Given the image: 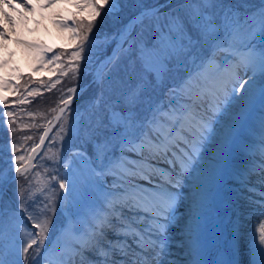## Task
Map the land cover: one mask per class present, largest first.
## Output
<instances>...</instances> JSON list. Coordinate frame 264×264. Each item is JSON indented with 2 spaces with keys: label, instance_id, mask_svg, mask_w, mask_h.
Listing matches in <instances>:
<instances>
[{
  "label": "snow or ice",
  "instance_id": "obj_1",
  "mask_svg": "<svg viewBox=\"0 0 264 264\" xmlns=\"http://www.w3.org/2000/svg\"><path fill=\"white\" fill-rule=\"evenodd\" d=\"M3 4L12 8L10 0H0V5ZM108 4L109 0H83V7L91 8L93 16L100 15L97 5ZM20 6L32 11L26 0H21ZM81 6L76 5L78 8ZM116 6L117 0H111L105 15L114 11ZM216 7L215 0H184L182 12L163 14V24L160 23L158 9L146 10L134 18L135 24L141 26L140 31H136L134 24L120 32L116 50L98 73L100 92L95 98L86 132L95 141V150L101 160L111 150L113 141H119L120 156L110 163L116 170L113 187L122 191L107 200L109 212L93 226L92 239L79 247H66L51 264H76L75 257L82 256L80 249L96 251L104 257L95 264H109V251L97 248L100 241L96 237L105 236V229L124 238L109 242L111 264H161L166 225L169 217L175 214L177 201L172 191H161L153 184L157 164L169 165L172 174L166 183L170 189L182 187L181 179L194 171L199 149L211 134V118L217 115L214 109L239 98L238 93L249 90L246 85L255 79L254 75H248L249 72L255 74L259 70L264 77V11L258 16L241 19L238 13L230 11L218 14ZM3 16L9 24L12 23L7 13ZM153 17L156 23L147 26L152 33L149 39L145 36L144 22L146 18L151 21ZM91 29L92 23H89L87 30ZM4 35L0 30V37ZM82 51L81 47L72 53L73 59H80ZM122 57L132 62V72L114 78L112 73ZM137 62L141 71L151 74L158 84L163 81L160 69L167 68L169 64L179 73L181 66L186 69L189 62H199L201 71L195 77L188 76L183 96L164 108L153 101L149 92L152 83L136 72ZM170 91L176 95L174 88ZM70 102V99L64 101L65 104ZM144 110L150 116L142 118ZM63 111L61 109V114ZM7 115L11 116V113ZM43 142L44 137L41 136L40 143ZM36 150L33 147L32 151ZM177 154L179 160L176 159ZM21 159L23 157H17V161ZM15 172L19 174L21 169L17 167ZM261 176V183H264V169ZM137 180H145L146 184L140 185L135 182ZM59 188L69 193L74 191V185L63 182L59 183ZM260 196L257 203L264 209V192H260ZM62 199L67 200L68 197ZM125 210L132 215L126 216ZM261 216H264V211H261ZM2 218L3 209H0V236L3 235ZM33 227L39 231L27 233L30 242L22 248L24 264H28L29 249H34L33 264H43L52 252L51 248L44 247L49 221L42 219ZM258 232L259 244L264 246V224L259 226ZM0 247H3L2 242ZM117 255L119 260L115 259ZM259 256V264H264V247L259 250ZM0 264H5V261L0 259ZM14 264H19V261Z\"/></svg>",
  "mask_w": 264,
  "mask_h": 264
},
{
  "label": "rangeland",
  "instance_id": "obj_2",
  "mask_svg": "<svg viewBox=\"0 0 264 264\" xmlns=\"http://www.w3.org/2000/svg\"><path fill=\"white\" fill-rule=\"evenodd\" d=\"M167 1L117 0L116 9L107 16L105 12L111 5V0H109L108 5H97L100 10L99 16H93L91 8L83 7V0H47L40 7L37 4L34 6L28 3L32 9L31 12H33V19L28 22L27 27L23 28L24 39L21 40L13 38L12 34H9L10 30L8 31L7 26L10 24H4V16L2 12L0 13L2 22L0 23V30H3L5 34L0 37V41H5V45L0 43V74H2L0 77V96L5 91H11L7 97L0 99V133L2 128L5 130L11 128L21 129L19 131L20 134L11 135L8 138L9 140L0 135V209H3V235L0 236V242H2L3 247H0V259H3L5 264H14L17 260L19 264H24L25 256L22 253V248L30 242V237L27 233H38L39 230L34 228L33 224L42 219L49 221V230L45 234L47 238L45 239L44 247L51 248V253L56 251L55 242L60 240L61 233L69 224V215L66 211L67 200L62 199V197L66 196V192L65 189L59 188V183L64 181L62 179L64 176L72 175L70 166L78 168L80 165L78 162L82 161L84 168H86L91 177V184L94 183L95 178L104 175V172L108 174V179H114L116 170L110 162L115 157L120 156L119 141H113L111 150L101 160L95 150V141L91 140L86 132L89 116L101 87L98 73L103 69L99 71L97 67L105 60V57L113 53L112 49L119 42L120 32L125 29L128 21L136 13L148 7L166 3L157 13L161 15L160 23L163 24L165 22L164 13L171 12L175 14L178 11L182 12L181 5L184 0H172L168 3ZM258 1L240 0L243 3L249 2L251 5V11L248 12L249 9L247 10L248 15L257 16L261 11H264V4ZM92 2H95V0H92ZM10 3L12 8L8 7L7 4L0 5L1 8L2 6L5 7L9 16L14 14L17 8L21 7V0H10ZM77 4L82 6L78 8L76 7ZM216 4L215 11L218 14L223 11L238 13L237 9H233L237 5L223 6L217 2ZM13 8L15 11H13ZM241 19L243 18L241 17ZM89 23H92L91 31L87 30ZM144 23L145 36L150 39L152 33L147 26L156 23L155 17L151 21L146 18ZM135 28L136 31L141 30L139 24H136ZM85 33L87 35L86 39ZM124 46L127 47L126 44ZM81 47L83 51L80 59H73L72 53ZM12 53L16 57L13 60L10 59L6 70H3V60ZM132 68V62L127 57H122L118 68L113 71L112 75L114 78L117 76L124 77L126 72H132ZM135 68L138 74H143L146 80L151 81L152 87L149 92L152 95V99L156 105H162L164 108H167L170 104H175L177 99L183 96L184 82L188 76L195 77L201 71L199 62L196 64L189 62L186 69L181 66L179 73H177L172 64H169L167 68L160 69V72L163 73V81L158 84L151 74L141 71L138 62L135 64ZM26 75H32L38 80L45 78L48 80L33 86H31L32 84L27 85V89L22 91L20 83ZM248 75H254L253 83L254 87L256 86L255 89L264 91V86H262L264 85V77L261 76L259 70L255 74L249 72ZM83 82L92 83L64 112L63 117L53 128L37 162L28 166L33 147L37 148L40 145V137H44L52 119L48 121L44 119L41 127L37 128V124H33L25 117V106L31 97L34 96L32 94L36 91L44 93L50 86L61 88L57 98H54L60 99L57 104L58 111L65 104V100L75 95L77 90L83 85ZM173 88L176 90V95H173L170 91ZM72 89H75V91H72ZM11 100L14 101L7 105V101ZM226 106H228V101L221 108L215 110L217 115L211 118L212 131L206 141L211 139L210 137L214 132V123L219 120L220 113L224 112ZM262 107L263 109L260 110L261 114L257 119L258 123L264 122V99ZM51 110L52 108L47 114ZM9 112L11 116L7 115ZM148 116H150V113L144 110L142 118ZM13 124L14 127H11ZM236 126L237 123L231 121L225 129L222 139L231 136ZM61 127H63V131H61ZM249 140L257 145V141L253 138H249ZM227 154L226 145L221 144L216 149L214 158L207 168V173L203 179L204 186H207L204 193V205L214 208L210 212V216L215 217L218 224H225L224 222H226L225 227L229 235L224 236V234H221L218 237L219 241H221L219 249L221 252L232 256L230 253L232 249H229V247L234 242L233 235H230V232H232L233 219L231 214L233 213V208L228 203L231 191L224 185L220 187V190L219 188H212L213 172L225 162ZM17 157H23V159L17 161ZM229 161L230 159L228 163H232L233 159ZM17 167L21 169L19 174L15 172ZM160 168H156L154 174L160 176L161 181H163V184L160 185V190L168 191L169 186L166 182L170 175H168L169 177H163L161 174L163 170L159 171ZM189 176L190 174H186L187 179ZM135 182L145 185V182ZM182 183L183 180L181 181L182 187L175 188L174 191L171 190L175 197H177L179 192H183L185 186ZM114 189L122 191L119 187H114ZM21 201H23V208L21 207ZM45 205L48 206L47 209ZM179 211L181 210L176 207L174 215L179 213ZM174 215L169 217L166 225L164 252L168 255L163 252L164 256H162L161 264H185L186 259L191 264H201L202 260L198 252L199 249L203 248L201 237L199 238L198 236L192 244L184 243V245H181L178 237L179 231L172 223ZM30 216L31 218H29ZM197 220L200 222H197L194 226L196 231L199 230L201 223L203 224L202 219ZM255 227L258 226H252L251 229L253 230ZM252 230L244 237L243 243L245 246L249 245L251 247L252 243H250L249 238L252 234L254 235ZM258 245L260 246L259 238ZM187 248L192 249L195 254H190V257H186L185 254L190 253L189 251L185 252V250H188ZM249 251L251 253V250ZM33 255L34 249H29L27 254L28 264H33ZM97 256L104 258L99 254ZM109 258L111 260V257ZM247 258H250L252 264H259L258 260H254L251 257V254H248ZM43 264H48V262L44 261Z\"/></svg>",
  "mask_w": 264,
  "mask_h": 264
},
{
  "label": "bare ground",
  "instance_id": "obj_3",
  "mask_svg": "<svg viewBox=\"0 0 264 264\" xmlns=\"http://www.w3.org/2000/svg\"><path fill=\"white\" fill-rule=\"evenodd\" d=\"M46 1L26 0L27 3L33 4L34 6L37 4L39 7L44 2L46 3ZM1 12L4 14L8 11L2 6V8L0 7ZM9 17L12 20V23L7 26L8 31L10 30L9 34H12L13 38L24 39L23 28L27 27L28 22L33 19V12L19 7ZM0 23H2L1 20ZM6 23L8 22L5 20L4 24ZM0 43L5 45L4 40L3 42L0 41ZM15 57V54L12 53L3 60V70H6L7 65L10 63L9 60H13ZM105 63L107 61L101 62L100 69H103ZM246 87L249 90L238 94L239 98L228 101V106H226L224 112L220 113L219 120L214 123V132L210 137L211 139L203 142L202 147L199 149L198 163L194 165V171L190 173L188 179H181L185 187L183 188V192H179L176 197V207L181 211L176 214L172 223L179 231L178 237L181 245H184V243H192L196 236L201 235L203 246L201 249V253L203 254L201 260L203 264H252L250 258L246 259V256L251 254L254 260L259 261V250L261 247H264L261 245L257 246L259 238L258 228L261 224H264V216H261V211H264V209H261L257 203L261 199L260 192H264V183H261V170L264 169V122L258 123L257 120L261 114L260 110L263 109L264 91L262 89H255L256 86L254 87V83L246 85ZM10 92V90L5 91L0 96V99L7 97ZM200 111L203 112V108ZM231 121H235L237 126L233 129L231 136L222 139L223 133ZM249 138L256 140L257 145L250 142ZM221 144L226 145L228 154L225 162L213 172L212 188H220L221 185H224L231 191L228 203L233 208V213L231 214L233 223L230 235H233L234 242L229 247V249H232L230 251L232 256L221 252L219 249L221 241H219L218 237L221 234H224V236L229 235L225 227L226 222H224L225 224H218L215 217L210 216V212L214 208L204 205V193L207 186H204L203 179L207 173L208 166L214 158L216 149ZM39 150L40 148L33 152L31 164L34 163ZM126 154L129 156L132 155L131 153ZM176 159L179 160V154H177ZM229 159L230 161L233 159V162L228 163ZM78 163L80 164L78 168H72L70 166V173L72 172V175L63 177L66 178L63 183L74 185V191L71 193L65 190L66 196L68 197L66 211L69 215V224L61 233L60 240L55 242L56 251L48 255L46 260L48 264H51V261L58 254H61L62 250L66 247H79L80 244L91 240L93 226L99 219L105 218L109 212L106 206L107 200L120 192L114 189L113 180L108 179V174L105 172L104 175L95 178L94 183L91 184V177L86 171V168H84L82 161ZM153 163L156 162L153 161ZM159 167H161L159 171L163 170L161 171L163 177H169L168 175L172 174L167 163L157 164L156 168ZM154 173L153 184L160 189L163 181H161L160 176ZM137 182H145L146 184L144 180H137ZM147 186L149 188L152 187V185ZM171 190L174 191V189L170 188L168 191ZM124 214L126 216L132 215V213L126 210ZM197 219H203V224L201 223L198 231L194 228L198 221ZM252 226L258 227L252 230ZM250 230L254 231V235L252 234L249 238L250 243H252L251 247L249 245L245 246L243 243L245 235L248 232L250 233ZM96 239L100 241L97 248L109 251V257H111L112 253L108 249L109 242L123 240L124 238L105 229V236H97ZM92 242L95 241L93 240ZM187 249L185 252L189 251L190 253H186V257H190V254H195L192 249ZM249 250H251V253ZM80 251L82 252V256L77 255L75 257L76 264H95L97 260L104 259L97 256L98 252L96 251H87L85 249H80ZM116 257L117 260L120 259L118 255ZM109 264H111V260H109ZM185 264L191 263L186 259Z\"/></svg>",
  "mask_w": 264,
  "mask_h": 264
},
{
  "label": "trees",
  "instance_id": "obj_4",
  "mask_svg": "<svg viewBox=\"0 0 264 264\" xmlns=\"http://www.w3.org/2000/svg\"><path fill=\"white\" fill-rule=\"evenodd\" d=\"M259 1H258L259 3L264 4V0H259ZM215 2L221 3V5H223V6H236L237 5V7H233V9L234 8L237 9L238 14L242 18H245L249 14L248 12L251 11V5L249 4V2L243 3V2H240V0H215ZM247 10H248V12H247ZM248 16H250V15H248ZM60 50H62V49H60ZM47 80L48 79H46V78L43 80H41V79L38 80L35 77H33L32 75H26L22 79L20 86L22 88V91H25V89H27V85L32 84L31 86H33L37 83H40L42 81H47ZM28 82H31V83H28ZM84 83L85 82H83V84ZM59 92H61V88H57L54 86L53 87L50 86L49 89L46 90L44 93H42L41 91L34 92L32 94L34 96L31 97L29 102H27L28 104H26V106H25L26 107V111H25L26 116L25 117L28 120H30V122H32L33 124L34 123H35V125L37 124V128H40L44 119L46 121L50 120L55 115V113L57 112V109H58L57 104H58L60 99L57 100L54 98H57V95ZM13 101L14 100L7 101L8 102L7 105L11 104ZM53 102H55V103H53ZM54 105H55V107H53ZM50 108H52V110L50 111L49 114H47L48 111L50 110ZM4 110H6V109L4 108ZM11 127H14V124L11 125ZM11 129L5 130L2 128V132L0 133V135L5 137L7 140H9L8 138H10L11 135L20 134L19 131H21V129H12V130Z\"/></svg>",
  "mask_w": 264,
  "mask_h": 264
},
{
  "label": "water",
  "instance_id": "obj_5",
  "mask_svg": "<svg viewBox=\"0 0 264 264\" xmlns=\"http://www.w3.org/2000/svg\"><path fill=\"white\" fill-rule=\"evenodd\" d=\"M171 0H169V1H167V3L168 2H170ZM166 3H161V4H159V5H157V6H154V7H151V8H148V9H146L147 11H151V10H156V9H160L161 7H163L164 5H165ZM145 10V11H146ZM140 14V13H139ZM138 14V15H139ZM135 24V20L133 19V20H131L130 21V23H129V25H128V27L129 26H132V25H134ZM115 50H116V48H115ZM113 54V53H112ZM112 54L110 55V56H108V57H105V60H103V61H108L109 60V58L112 56ZM97 70H101L100 69V67L98 66L97 67ZM88 85H86V86H84V87H82L80 90H78L77 91V93L75 94V96L72 98V100H71V102L70 103H68L67 105H65V106H63L61 109H63L64 111H63V114H64V112L67 110V108L73 103V101H75L77 98H78V96L81 94V92L87 87ZM61 109L58 111V113L56 114V116L54 117V120L52 121V123L50 124V126H49V131H48V136L51 134V132H52V129L56 126V124L59 122V120L62 118V116H63V114H61ZM57 117H60L59 119H57ZM48 136H47V138L46 139H44L45 141L43 142V147L45 146V144L47 143V141H48ZM16 176H17V174H16Z\"/></svg>",
  "mask_w": 264,
  "mask_h": 264
}]
</instances>
